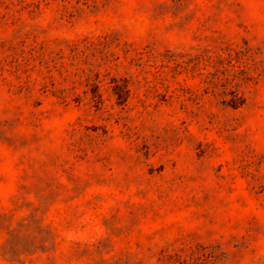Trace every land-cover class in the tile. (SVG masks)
Instances as JSON below:
<instances>
[{"label":"rangeland","instance_id":"rangeland-1","mask_svg":"<svg viewBox=\"0 0 264 264\" xmlns=\"http://www.w3.org/2000/svg\"><path fill=\"white\" fill-rule=\"evenodd\" d=\"M0 264H264V0H0Z\"/></svg>","mask_w":264,"mask_h":264}]
</instances>
